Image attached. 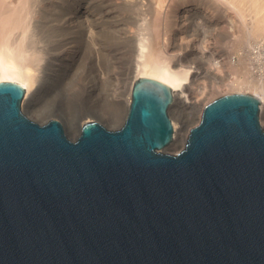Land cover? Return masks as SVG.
<instances>
[{
	"label": "water",
	"instance_id": "water-1",
	"mask_svg": "<svg viewBox=\"0 0 264 264\" xmlns=\"http://www.w3.org/2000/svg\"><path fill=\"white\" fill-rule=\"evenodd\" d=\"M0 80V264H264L257 96L209 101L177 151L170 87L140 77L122 123L70 137Z\"/></svg>",
	"mask_w": 264,
	"mask_h": 264
},
{
	"label": "bare ground",
	"instance_id": "bare-ground-1",
	"mask_svg": "<svg viewBox=\"0 0 264 264\" xmlns=\"http://www.w3.org/2000/svg\"><path fill=\"white\" fill-rule=\"evenodd\" d=\"M46 13L52 17L49 25L64 32L57 40L62 50L49 60L43 80L42 51L31 27L44 22L40 17ZM105 32L116 44L111 52L105 43L96 44ZM126 46L132 52L125 77L127 111L135 81L148 77L170 87L169 109L199 104L200 117L216 97L250 92L260 100L264 126V0H0V80L23 85L22 106L31 111L42 92L73 81L80 64L90 69L86 93L96 100L104 74L98 67L101 55L109 54L118 67ZM113 76L118 79V73ZM170 118L168 147L175 149L190 128L181 139L182 121Z\"/></svg>",
	"mask_w": 264,
	"mask_h": 264
},
{
	"label": "rangeland",
	"instance_id": "rangeland-1",
	"mask_svg": "<svg viewBox=\"0 0 264 264\" xmlns=\"http://www.w3.org/2000/svg\"><path fill=\"white\" fill-rule=\"evenodd\" d=\"M60 1L63 2V0ZM45 15L47 16L40 17V20L44 19V22L38 27H31L36 34L38 33V35L35 34L34 37L37 41L36 44L38 45V49L42 51L41 62L43 64V80L48 78L44 70H46L49 60L62 50L61 48L59 49L61 46H59L57 40L64 32L62 30L63 28L49 25V20L52 19V17L47 13ZM111 39L112 35L110 36L105 32L96 38V44L101 46L105 43L106 50L111 52L116 48L115 42ZM38 41H40V43ZM222 45L223 47L225 46L224 48L227 47L225 44H221L220 47ZM108 47L109 49L111 47V49L108 50ZM123 51V61L121 60L123 63H120L122 65L119 64L118 67L115 60L109 54L101 55L98 67L104 74L100 79V94L97 98L98 100L96 99L97 101L92 100L89 95L87 96L86 85L88 70L90 69L88 66H82L80 64L79 74H83L82 77L78 74V76L76 75L77 79L75 78L73 81L68 82L64 87H56L55 89H53L54 87L48 88L49 90L41 93L42 96L44 95L43 97L35 100L36 104L34 103V108L36 109L31 111L27 107H24V111L38 122H44L51 117L59 119L64 124L70 137H75L78 134L81 123L85 120L95 119L108 127L119 126L127 113L125 96L127 94L128 84L125 77L132 68L131 49L126 46ZM251 68L255 70L256 74L258 73V68L255 65L251 64ZM81 71L83 73H80ZM115 72L118 73V79L113 76ZM220 87V90H222L224 85ZM213 93H215V91ZM219 93L221 92L219 91ZM90 99L91 102L89 101ZM94 101H96L97 104ZM29 110L32 113L29 112ZM200 111L201 105L199 104L192 107L177 106L169 109L170 117H178V120L182 121L181 139L188 132L189 128L199 121ZM262 121H264V118ZM184 141L174 146L175 149L173 147H168L167 149L172 152L177 151L184 144Z\"/></svg>",
	"mask_w": 264,
	"mask_h": 264
}]
</instances>
